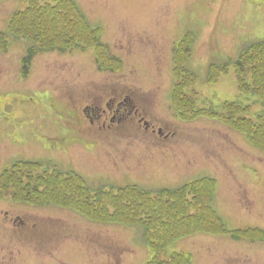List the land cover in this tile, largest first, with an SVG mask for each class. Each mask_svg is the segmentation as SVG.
<instances>
[{
    "label": "rangeland",
    "instance_id": "374dc122",
    "mask_svg": "<svg viewBox=\"0 0 264 264\" xmlns=\"http://www.w3.org/2000/svg\"><path fill=\"white\" fill-rule=\"evenodd\" d=\"M60 1L0 0V31L7 30L16 10L31 3L36 9L31 26L58 21L50 41L72 34L71 42L86 45L40 52L24 70L27 41L7 38L8 49L0 50V172L16 159H33L48 163V173L78 172L92 189L135 184L150 196L159 187L211 177L215 211L230 229L251 228L254 239L214 234L220 232L217 224L201 222L199 211L198 225L212 234L178 238L160 258L168 261L172 252L183 251L190 264H264V151L257 146L262 140L253 143L240 130L204 117L184 123L190 105L182 115L169 100L173 82L187 68L197 78L188 74L192 81L183 90L195 92L200 111L218 110L226 101L252 103L244 117L261 111L262 101L239 92L229 62L244 44L264 38V0H74L84 20L99 28L85 35L77 30L80 14ZM69 25L74 30L67 33ZM98 31L107 48L90 43ZM181 40L174 67L173 47ZM124 85L140 96L134 91L131 102L121 97L116 110L128 112L136 103L147 127L135 118L121 129L97 130L96 122L83 119L82 104L101 102L104 89L126 94L130 89ZM95 86L100 87L89 92ZM228 113L234 120L229 123L237 125V111ZM223 116L224 109L218 117ZM18 215L21 223L13 226ZM150 257L137 227L94 222L69 208L22 204L9 194L0 197L2 264H149Z\"/></svg>",
    "mask_w": 264,
    "mask_h": 264
},
{
    "label": "trees",
    "instance_id": "16d2710c",
    "mask_svg": "<svg viewBox=\"0 0 264 264\" xmlns=\"http://www.w3.org/2000/svg\"><path fill=\"white\" fill-rule=\"evenodd\" d=\"M60 3L62 5L64 3L69 4L75 14H80L82 19L80 26L77 25L80 34L85 35L87 34L86 31L95 30L84 20L79 9L71 0H61ZM34 10H36L34 6L29 3L24 9L16 11L7 23L6 32H0L3 45L7 42L8 37H21L27 41L25 55L22 58L24 70H27L32 59L40 52L54 49L65 51L66 49L86 46L77 40L71 42L73 40L72 34L63 36L61 37L62 40H57L54 43L50 41L48 36L54 34L53 29L59 28L58 21H54L53 18L46 19L31 26ZM73 27L76 28L74 24ZM73 27L69 25L67 33L74 30ZM90 43L93 44L92 41ZM176 66L175 61L174 67ZM233 66L239 92L262 101L259 103L261 111L254 117L247 115V117H242L244 113L248 112L252 103L241 104L233 101L222 104L221 110L226 111V116L223 118L220 117L219 119L220 112L216 110H206V112L198 110L187 115L184 119L197 116L217 118L230 127L240 130L253 143H257L258 138L262 140L263 145L257 146L264 151V38L244 44L233 61ZM257 75H260L261 82ZM191 77L188 74L178 76V80L174 84L175 89L171 93L170 99L172 105L177 108L178 114L184 113L182 111H184L185 105L189 104L192 108L191 104H194L193 99L182 92V89L192 81ZM173 101H177V105ZM231 110L238 113V116L234 118L237 125L228 121V119L233 118V115L231 118L228 113ZM232 121L234 120L232 119ZM110 191L111 189L100 188L91 191L84 179L78 174H64L56 169L47 173L43 169V164L36 161H17L11 170L0 175V196L10 193L14 198L28 203H51L73 207L82 216L90 220L139 226L143 231L145 240L151 246L154 256H157L158 252L163 247L168 246L172 240L196 230L199 225L196 224L198 223L197 216H194L193 213L195 214L197 211H202L201 222L204 221L203 223L209 226L216 223L218 230H225L224 225L210 206L215 192V185L210 179L202 178L178 187L156 188L155 194L152 196L147 190L136 185L119 187L114 194ZM186 221L189 222L186 223ZM235 235L238 236L236 232L233 236ZM150 262V264L161 263L155 257ZM164 263L188 264L189 258L176 252L169 261Z\"/></svg>",
    "mask_w": 264,
    "mask_h": 264
},
{
    "label": "flooded vegetation",
    "instance_id": "af4514ba",
    "mask_svg": "<svg viewBox=\"0 0 264 264\" xmlns=\"http://www.w3.org/2000/svg\"><path fill=\"white\" fill-rule=\"evenodd\" d=\"M104 92L106 96L103 99H101V102L99 101V103H91L89 105V108H91V110L97 113V119L99 124L101 125L124 124L127 123L130 119L134 120L135 118H138L137 120L138 122H141V125L143 124L144 127L148 126V122L144 119V116L142 115L141 111H139V108L136 106V103H133V101H132L133 104L131 103L132 106L128 112L125 109L122 111L116 110V107L120 102L119 100L121 97L122 100L126 99L127 101L131 102L132 100L131 96H133L132 91L126 93L125 90L126 94L120 96L114 95L113 89L110 90L108 93L107 90L104 89ZM97 98H100V96H97ZM113 105H115V108H113ZM102 111L104 112V116L101 118Z\"/></svg>",
    "mask_w": 264,
    "mask_h": 264
}]
</instances>
